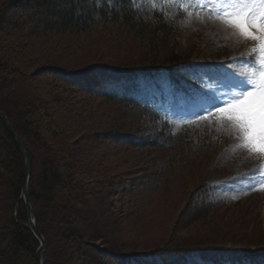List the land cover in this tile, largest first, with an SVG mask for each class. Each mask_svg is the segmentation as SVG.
I'll return each mask as SVG.
<instances>
[{
	"label": "rangeland",
	"instance_id": "1",
	"mask_svg": "<svg viewBox=\"0 0 264 264\" xmlns=\"http://www.w3.org/2000/svg\"><path fill=\"white\" fill-rule=\"evenodd\" d=\"M12 2L0 0V76L7 74L8 79L2 94L20 104L32 100L36 106L25 110L26 117L39 119L44 126L51 123V132L44 131L40 142L27 134L35 149L34 168L49 159L58 162L62 172L68 164L73 166L74 192L87 201V216L98 233L92 238L89 222H83L79 229L88 236L82 237V245L74 240L66 247L57 227L69 225L62 227L49 217L44 234L58 260L83 264L85 250H95L101 256L112 255L119 264H213L191 248L200 247L206 255L225 246L242 253L264 248V187L260 186L264 156L244 147L239 133L216 115L208 119L190 115L209 90L223 92L235 82L231 72L247 70L229 65L233 57L249 50L250 41L217 20L209 9L173 0H134L141 19L154 25V16H160L171 26L166 41L150 53L142 39L125 35L114 25L79 33L35 32L42 14ZM171 52L187 59L176 69L187 72L198 92L173 99L161 73H137L131 79L119 74L117 83L129 81L136 94L164 98L160 106L170 124L172 142L146 147L92 136L97 130H127L132 136L153 138L162 130L161 120L76 89L92 83L99 86L96 78L102 74L101 65L130 66L149 56L162 62ZM67 71L73 72L75 89L59 80ZM47 152L51 158H45ZM1 175L0 185L18 177L12 171H1ZM106 189L112 193H103ZM59 191L64 196L70 193L65 188ZM6 195H0L1 213ZM203 199L217 204L204 205ZM93 216L99 219L96 224ZM14 223L19 222L15 219L10 224L0 218V264L11 262ZM45 251L46 246L41 258ZM20 256L16 264L27 263L22 252ZM96 259L100 264L102 260Z\"/></svg>",
	"mask_w": 264,
	"mask_h": 264
},
{
	"label": "trees",
	"instance_id": "2",
	"mask_svg": "<svg viewBox=\"0 0 264 264\" xmlns=\"http://www.w3.org/2000/svg\"><path fill=\"white\" fill-rule=\"evenodd\" d=\"M11 4L12 6L21 7V9L22 7H33L32 13L42 14V17L39 19L40 24L34 27L35 32L79 33L114 25L125 35L133 34L136 39H142L145 44V46H143L144 49L150 53L156 49V46L166 41L171 32L170 24L163 21L160 16H154V25L151 22H146L141 19L134 6L133 0H13L10 5ZM154 57L155 56H149L146 57V59L144 58L140 61L132 62L130 66L119 67L101 65L102 74L96 78L97 81H100L101 85L99 84V86H97L93 83L90 86L89 84L79 85L76 90L81 93L85 92L88 95L100 96L109 102L124 104L140 112L142 115L149 116L153 120H160L161 111L155 107L156 101L133 95L131 92V85L128 84L129 81L123 80L121 84L117 83L119 74H124L127 79H131L134 77L133 75L137 73L153 75L162 69L166 79L171 83V91L174 94L185 93L188 95V90L197 91V88L195 85H191L186 77L176 69L177 64L185 63L187 59L184 60L181 56L172 52L162 62L155 61ZM65 74L66 76L59 77V80L62 79L66 85L75 86L72 84L71 80L73 72L67 71ZM6 78L7 74H4L3 77L0 76V103L3 104L0 106V111L7 117L12 128L26 144L32 155L31 175L28 183V198L34 212L37 229L42 235L46 246L45 258L42 256V262L43 264H66V261L63 262L58 260L59 257L53 254L50 249V242L44 234L45 228L50 223L49 217H52L53 220H55L54 222H59L58 225H62V227L66 224L69 225L63 228H60V226L57 227L58 235L64 240L63 244L66 245V247L67 245L69 246L71 242H74V240H76L78 244H81L82 237L84 235L88 236L85 231L82 232L79 229L80 224L84 225V223L88 224L87 221L89 222L88 225L89 228H91V230H89L92 231L90 236H92V238H96L98 233L97 230L95 231L94 225L91 222V217L87 216V201L80 199L79 193L76 194L77 192H74L76 191L77 177L74 174V170H72L73 166L68 164L66 171L62 172L59 163L49 159L50 161L44 160L37 162L39 165H37L36 169L34 168L35 149L27 134L30 133L29 135L31 138H36L37 140H35L40 142L44 131L48 134L51 132L49 127L52 125L51 123L49 125L47 121L44 126L39 119L31 121L26 117L28 108L33 110L36 106L32 100L27 101L26 104H20L15 102V100L8 95L2 94L4 85H6L5 82L8 80ZM96 80L93 82L97 83ZM15 122L22 127L21 132L18 131L19 127ZM120 124L117 126H121ZM169 129V124L164 120L162 122V130L153 138L132 136L127 130H124V133L121 132L122 130L117 132L114 131V133L97 130L92 133V136L102 137L107 142L123 143V145L148 147V145H156L159 143L166 146L173 140V136ZM0 130L2 132L0 135V177H3L1 171H5L6 173L12 171L18 176L15 180L10 178L8 184L0 185V188H2L0 195L7 194L3 200L4 204L2 206V213L0 211V216L3 220L9 221L10 224H12L15 219L19 222L13 224L14 228L12 229L13 231L9 242L11 249V262L9 264H16L17 261L19 262V258H22L20 252L27 257V263L24 262L23 264H37L35 251L38 247V241L28 227L26 208L19 198L22 182L21 152L1 121ZM24 132H26V134ZM120 138H123V141H120ZM160 139L164 141L162 142ZM45 156V158H51V153L47 152ZM6 185L9 187L6 188ZM201 187L205 188V184L202 183ZM60 188L68 189V191H70V196L61 194L59 191ZM108 192L112 193V190H107L103 193L108 194ZM203 200L202 202L204 205L217 204L211 203L205 199ZM14 201H17L16 208L14 207ZM98 221V217L95 216L93 222L96 224ZM191 250H196L199 255L206 256L208 258L207 261L213 264H226L227 262L229 264H264V248H255L251 252L242 253L232 247L225 246L223 248L218 247V249H212V252L208 250L209 252L207 255L204 253L206 251L200 247L191 248ZM104 251H106V249H104ZM85 252L87 254H84V258H82L83 264H96L98 262H96V260H98L96 257L102 260L100 264H119L118 259L115 260L112 255L106 252V256H101L100 253H96L95 250H85ZM177 261L178 260H176V262ZM169 262L171 263L172 260ZM181 264L186 263L184 261Z\"/></svg>",
	"mask_w": 264,
	"mask_h": 264
},
{
	"label": "snow or ice",
	"instance_id": "3",
	"mask_svg": "<svg viewBox=\"0 0 264 264\" xmlns=\"http://www.w3.org/2000/svg\"><path fill=\"white\" fill-rule=\"evenodd\" d=\"M190 7L209 9L219 21L231 28L251 47L241 57H233L245 71H233L234 83L225 91L209 90L190 115L208 119L211 115L226 121L239 133L240 143L264 156V0H173ZM223 105V106H218ZM204 113L205 115H201ZM254 171H259L255 169ZM251 173L245 174L250 175ZM264 180V175L260 176ZM264 187V184L260 185Z\"/></svg>",
	"mask_w": 264,
	"mask_h": 264
},
{
	"label": "water",
	"instance_id": "4",
	"mask_svg": "<svg viewBox=\"0 0 264 264\" xmlns=\"http://www.w3.org/2000/svg\"><path fill=\"white\" fill-rule=\"evenodd\" d=\"M0 121L4 125L6 131L12 136L14 139L15 143L17 144L21 156H22V182H21V190H20V200L25 205L26 208V215L28 218V227L36 240L38 241V247L35 251V259L37 264H42V258H41V253L45 249V243L42 235L39 233L35 218H34V212L31 207L30 201L28 199V183L31 175V167H32V156L31 152L25 145V143L22 141V139L16 134L14 129L12 128L10 122L8 121L7 117L0 111Z\"/></svg>",
	"mask_w": 264,
	"mask_h": 264
}]
</instances>
